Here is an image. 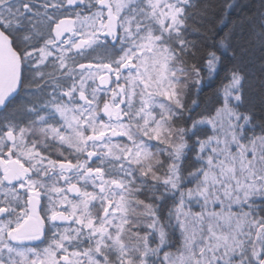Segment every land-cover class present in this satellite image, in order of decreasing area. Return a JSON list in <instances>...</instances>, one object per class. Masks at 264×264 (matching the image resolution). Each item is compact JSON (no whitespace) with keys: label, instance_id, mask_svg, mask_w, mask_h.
Segmentation results:
<instances>
[{"label":"snow or ice","instance_id":"snow-or-ice-1","mask_svg":"<svg viewBox=\"0 0 264 264\" xmlns=\"http://www.w3.org/2000/svg\"><path fill=\"white\" fill-rule=\"evenodd\" d=\"M0 264H264V0H0Z\"/></svg>","mask_w":264,"mask_h":264},{"label":"rangeland","instance_id":"rangeland-1","mask_svg":"<svg viewBox=\"0 0 264 264\" xmlns=\"http://www.w3.org/2000/svg\"><path fill=\"white\" fill-rule=\"evenodd\" d=\"M121 139H123V138H121ZM47 245H46V242H42V244H40V245H38V246H35V247H37V248H43V247H46Z\"/></svg>","mask_w":264,"mask_h":264},{"label":"flooded vegetation","instance_id":"flooded-vegetation-1","mask_svg":"<svg viewBox=\"0 0 264 264\" xmlns=\"http://www.w3.org/2000/svg\"><path fill=\"white\" fill-rule=\"evenodd\" d=\"M47 231H48V226L46 225V227H45V232L47 233ZM42 242H46L45 240H43ZM42 244V243H41ZM31 246H38V245H31Z\"/></svg>","mask_w":264,"mask_h":264},{"label":"water","instance_id":"water-1","mask_svg":"<svg viewBox=\"0 0 264 264\" xmlns=\"http://www.w3.org/2000/svg\"><path fill=\"white\" fill-rule=\"evenodd\" d=\"M42 240H40V241H35V242H32V244H37V243H39V242H41Z\"/></svg>","mask_w":264,"mask_h":264},{"label":"trees","instance_id":"trees-1","mask_svg":"<svg viewBox=\"0 0 264 264\" xmlns=\"http://www.w3.org/2000/svg\"><path fill=\"white\" fill-rule=\"evenodd\" d=\"M214 86V85H213ZM208 91V89H205V92H207ZM124 139V138H123ZM173 251H175V249H173Z\"/></svg>","mask_w":264,"mask_h":264}]
</instances>
